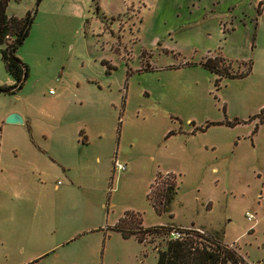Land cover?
<instances>
[{"label":"rangeland","instance_id":"374dc122","mask_svg":"<svg viewBox=\"0 0 264 264\" xmlns=\"http://www.w3.org/2000/svg\"><path fill=\"white\" fill-rule=\"evenodd\" d=\"M149 1L8 0V15L34 12L15 50L26 78L0 93V264H154L166 237H122L110 226L124 211L216 233L263 264L264 1L251 47L222 54L244 75L217 84L200 64L212 42L178 40L185 26ZM165 172L176 186L159 214L146 193Z\"/></svg>","mask_w":264,"mask_h":264},{"label":"trees","instance_id":"16d2710c","mask_svg":"<svg viewBox=\"0 0 264 264\" xmlns=\"http://www.w3.org/2000/svg\"><path fill=\"white\" fill-rule=\"evenodd\" d=\"M8 0H0V59L3 67L13 79L11 84H0V93L16 91L27 75L26 65L15 55L16 48L27 35L33 12L27 11L22 17L8 15ZM259 12V5L257 7ZM200 64L218 74L215 84L221 76L235 77L245 72H232L230 63L220 55L204 56ZM264 106L257 113L259 121L263 120ZM81 131L79 135H81ZM175 178L171 172L157 173L150 183L146 197L157 213H169V203L175 193ZM172 222L143 225L139 212L124 211L110 226L122 237L134 236L138 242L154 240L157 236L166 237L163 247L155 242L156 259L154 264H249L235 250L222 242L215 233L198 232L185 229L179 238L168 237ZM176 226V225H175ZM264 264V259H263Z\"/></svg>","mask_w":264,"mask_h":264},{"label":"crops","instance_id":"0c3cea01","mask_svg":"<svg viewBox=\"0 0 264 264\" xmlns=\"http://www.w3.org/2000/svg\"><path fill=\"white\" fill-rule=\"evenodd\" d=\"M263 1L150 0L149 7H152L156 14H159L161 10H168V16L175 26H185L183 29H175V37L178 40L181 38L187 43H192L197 38L211 41L212 44L207 43L209 45L200 46L204 56L217 54L225 58L223 55L226 56L227 52L237 53V50L231 51L230 46L248 42L251 47L255 27L254 20L259 13L257 7L258 5L261 7ZM142 6H147L144 1ZM223 19L228 22L227 25L220 23ZM192 47L193 45L188 44V48ZM8 112L10 111H5L3 115H8ZM84 141L86 138L82 135V142ZM58 162L60 163V161Z\"/></svg>","mask_w":264,"mask_h":264},{"label":"built area","instance_id":"2783aa9c","mask_svg":"<svg viewBox=\"0 0 264 264\" xmlns=\"http://www.w3.org/2000/svg\"><path fill=\"white\" fill-rule=\"evenodd\" d=\"M112 166L117 169V170H123L124 169V163L120 162L118 159L114 158L112 162ZM168 173V172H165ZM164 174V173H163ZM246 217L250 218L249 213L246 212ZM185 229H195L196 231L202 233L205 232L202 228H199L197 226H180V225H173L170 227L169 232H168V237L170 238H179L184 234Z\"/></svg>","mask_w":264,"mask_h":264},{"label":"water","instance_id":"95a60500","mask_svg":"<svg viewBox=\"0 0 264 264\" xmlns=\"http://www.w3.org/2000/svg\"><path fill=\"white\" fill-rule=\"evenodd\" d=\"M6 120H7V121L21 122V121H22V117L20 116V114H18V113H16V112H10V113L6 116Z\"/></svg>","mask_w":264,"mask_h":264}]
</instances>
